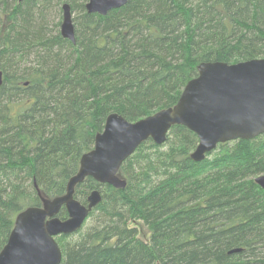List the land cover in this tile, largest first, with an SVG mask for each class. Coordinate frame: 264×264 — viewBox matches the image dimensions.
I'll use <instances>...</instances> for the list:
<instances>
[{
	"label": "trees",
	"instance_id": "1",
	"mask_svg": "<svg viewBox=\"0 0 264 264\" xmlns=\"http://www.w3.org/2000/svg\"><path fill=\"white\" fill-rule=\"evenodd\" d=\"M86 1L0 0V250L16 215L41 206L38 191L65 193L109 114L136 122L175 105L202 62L264 58V0H129L105 16ZM63 2L75 44L49 26ZM197 143L172 126L124 161L125 188L78 184L79 202L93 189L102 200L55 237L60 264H264V134L200 163Z\"/></svg>",
	"mask_w": 264,
	"mask_h": 264
},
{
	"label": "water",
	"instance_id": "2",
	"mask_svg": "<svg viewBox=\"0 0 264 264\" xmlns=\"http://www.w3.org/2000/svg\"><path fill=\"white\" fill-rule=\"evenodd\" d=\"M128 1L87 0L85 9L87 13L105 16ZM60 35L75 44L68 3L62 5ZM2 76L0 71V85ZM175 125L197 135L198 143L190 154L196 163L204 161L221 143L251 140L264 134V58L233 64L202 62L197 66V76L186 83L175 105L136 122L117 113L109 114L103 130L95 136L93 148L80 158L65 193L46 198L38 191L41 206L27 207L16 215L0 250V264H60L62 252L55 237L79 231L102 200L101 192L93 189L86 204H82L74 198L75 187L92 178L100 185L125 188L126 180L119 175L124 161L148 139L162 145ZM254 181L264 190V174ZM62 207L68 215L64 220L57 216ZM239 251L234 249L231 253Z\"/></svg>",
	"mask_w": 264,
	"mask_h": 264
},
{
	"label": "rangeland",
	"instance_id": "3",
	"mask_svg": "<svg viewBox=\"0 0 264 264\" xmlns=\"http://www.w3.org/2000/svg\"><path fill=\"white\" fill-rule=\"evenodd\" d=\"M64 3L66 2L61 3V7ZM70 11H71V8H70ZM71 14L73 18L75 14L72 11H71ZM61 21H62V10L59 11L56 7H54V9L48 15V22H49L50 29L60 32Z\"/></svg>",
	"mask_w": 264,
	"mask_h": 264
}]
</instances>
